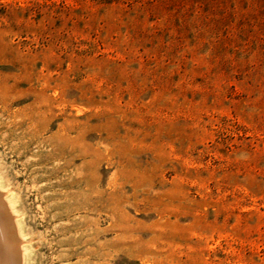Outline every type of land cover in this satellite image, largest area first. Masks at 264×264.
<instances>
[{
    "label": "rangeland",
    "instance_id": "374dc122",
    "mask_svg": "<svg viewBox=\"0 0 264 264\" xmlns=\"http://www.w3.org/2000/svg\"><path fill=\"white\" fill-rule=\"evenodd\" d=\"M0 199L21 264H264V0H0Z\"/></svg>",
    "mask_w": 264,
    "mask_h": 264
},
{
    "label": "bare ground",
    "instance_id": "6f19581e",
    "mask_svg": "<svg viewBox=\"0 0 264 264\" xmlns=\"http://www.w3.org/2000/svg\"><path fill=\"white\" fill-rule=\"evenodd\" d=\"M1 203H3L2 200H1ZM0 205H2V204H0ZM0 207H3V206H0ZM5 207H6V205H5ZM9 218H10V216H9ZM7 221H9V220H7ZM10 223H13V222H10ZM1 226H2V224H1ZM2 227L0 230V264H21L20 253H19V251L21 249L19 248V236H18V234L15 233L14 231H12V228L9 226H4L3 228ZM14 228L17 229V227H14ZM5 248H7L9 250V253H6L4 251Z\"/></svg>",
    "mask_w": 264,
    "mask_h": 264
}]
</instances>
